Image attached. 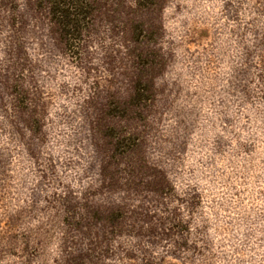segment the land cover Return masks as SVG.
Instances as JSON below:
<instances>
[{
	"label": "rangeland",
	"instance_id": "374dc122",
	"mask_svg": "<svg viewBox=\"0 0 264 264\" xmlns=\"http://www.w3.org/2000/svg\"><path fill=\"white\" fill-rule=\"evenodd\" d=\"M54 2L0 0V264H264V0Z\"/></svg>",
	"mask_w": 264,
	"mask_h": 264
},
{
	"label": "trees",
	"instance_id": "16d2710c",
	"mask_svg": "<svg viewBox=\"0 0 264 264\" xmlns=\"http://www.w3.org/2000/svg\"><path fill=\"white\" fill-rule=\"evenodd\" d=\"M57 1H59V0H55V13L56 14H60V15H62V16H65V15H67L68 14V12H69V10L67 11V10H65V8H62V7H66L67 6V3L66 2H62V0H60V2L58 3ZM63 1H66V0H63ZM63 6H62V5ZM57 5V6H56ZM70 5V4H69ZM68 5V6H69Z\"/></svg>",
	"mask_w": 264,
	"mask_h": 264
}]
</instances>
